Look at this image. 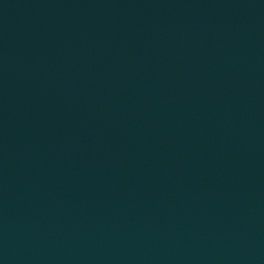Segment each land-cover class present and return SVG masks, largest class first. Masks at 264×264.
Segmentation results:
<instances>
[{"label":"water","instance_id":"obj_1","mask_svg":"<svg viewBox=\"0 0 264 264\" xmlns=\"http://www.w3.org/2000/svg\"><path fill=\"white\" fill-rule=\"evenodd\" d=\"M0 264H264V0H0Z\"/></svg>","mask_w":264,"mask_h":264}]
</instances>
